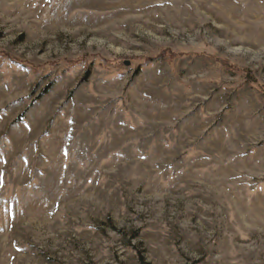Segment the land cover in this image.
I'll use <instances>...</instances> for the list:
<instances>
[{
	"label": "rangeland",
	"instance_id": "rangeland-1",
	"mask_svg": "<svg viewBox=\"0 0 264 264\" xmlns=\"http://www.w3.org/2000/svg\"><path fill=\"white\" fill-rule=\"evenodd\" d=\"M0 264H264V0H0Z\"/></svg>",
	"mask_w": 264,
	"mask_h": 264
},
{
	"label": "water",
	"instance_id": "water-1",
	"mask_svg": "<svg viewBox=\"0 0 264 264\" xmlns=\"http://www.w3.org/2000/svg\"><path fill=\"white\" fill-rule=\"evenodd\" d=\"M129 62H130V61H125V64H126V65H129Z\"/></svg>",
	"mask_w": 264,
	"mask_h": 264
},
{
	"label": "trees",
	"instance_id": "trees-1",
	"mask_svg": "<svg viewBox=\"0 0 264 264\" xmlns=\"http://www.w3.org/2000/svg\"><path fill=\"white\" fill-rule=\"evenodd\" d=\"M86 78V77H85ZM48 90V88H46L45 90H44V92H46Z\"/></svg>",
	"mask_w": 264,
	"mask_h": 264
}]
</instances>
